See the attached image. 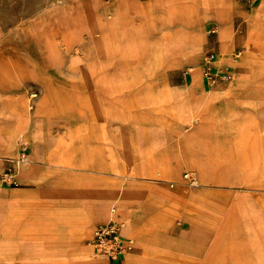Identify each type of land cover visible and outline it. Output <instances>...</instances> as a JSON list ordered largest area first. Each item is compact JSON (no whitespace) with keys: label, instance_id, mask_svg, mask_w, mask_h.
I'll use <instances>...</instances> for the list:
<instances>
[{"label":"crops","instance_id":"crops-1","mask_svg":"<svg viewBox=\"0 0 264 264\" xmlns=\"http://www.w3.org/2000/svg\"><path fill=\"white\" fill-rule=\"evenodd\" d=\"M62 1L60 10L89 17L76 21L69 49L82 31L98 32L89 54L52 58L38 78L0 73V240L8 264H25L22 254L43 247L74 257L87 246L92 255L88 240L114 213L126 225L122 237L134 241L119 264H264V252H232L264 238V196L232 204L212 191L236 186L229 162L235 168L241 145L254 140L264 152V84L232 70L257 53L234 54L231 0H195L189 17L184 0ZM210 17L221 44L207 55L232 73L214 87L203 76ZM175 20L182 25L171 27ZM249 32L264 44L258 27ZM184 68L191 71L175 72ZM29 82L40 93L32 108ZM24 150L27 162L17 167ZM9 168L11 185L1 179ZM204 170L212 178L188 186L185 175Z\"/></svg>","mask_w":264,"mask_h":264},{"label":"rangeland","instance_id":"rangeland-1","mask_svg":"<svg viewBox=\"0 0 264 264\" xmlns=\"http://www.w3.org/2000/svg\"><path fill=\"white\" fill-rule=\"evenodd\" d=\"M109 4L112 0H99ZM188 5L187 13L183 15H193L196 9L195 0H184ZM60 5L66 3L62 0H0V73L14 72L27 73L28 77L38 78L41 74L47 72L49 63L52 58L60 59L62 57L83 56L89 54L86 52L90 40H95L99 35L95 31L94 34L82 31L83 41L76 43L71 49L67 47V40L69 34L73 32L76 21L86 19L89 22V17L83 15V12L78 14H68L66 10H60ZM43 19L33 21L36 15L44 13ZM231 25L234 30V54L241 51L256 52L255 60L252 64H242L238 68H233L245 76H252L257 78V81L264 84V44L258 43L256 40L249 38V29L251 24L255 25L262 31L264 35V0H231ZM207 28L206 39L202 44L204 50V62L206 60L207 51L215 48L220 52V41L217 39L219 30L216 17H210ZM176 23L171 24V27H176ZM93 22V21H90ZM191 24V23H190ZM185 26V25H184ZM195 26V25H194ZM195 28V27H194ZM216 28V33H210V29ZM91 35V36H90ZM220 39V38H219ZM12 58L11 64L3 63L6 58ZM187 67V66H186ZM189 67V66H188ZM230 72V79L232 73L228 67H222ZM191 68H184L175 70L177 73H182ZM178 81V80H177ZM26 88V89H25ZM24 91L28 94L30 101H28L29 108L34 106L35 100L39 97V91L28 83ZM254 98V96H252ZM258 98V97H255ZM258 140V138H257ZM231 157L234 155L231 154ZM230 169L235 172L234 182L235 187L227 190L212 189L213 192H220L223 199L230 200L232 204L237 202H244L249 205H254L252 201L263 198L264 191L261 193L256 189L264 188V152L262 147L254 140L241 145L240 151L236 156L234 162L235 168H232V162H229ZM227 171V169H224ZM207 173V174H206ZM193 175V174H192ZM212 176L204 170L201 175H193L192 179H196V183H204L211 179ZM228 177H220L222 181H226ZM188 186L192 189L197 188L196 184H191L188 179ZM183 197V196H182ZM185 204L191 205V201L195 197H183ZM236 210L237 207L233 206ZM239 211H253L254 207L242 206L238 208ZM176 217V221L180 220ZM52 244L55 245V240ZM44 244V243H42ZM45 245V244H44ZM85 248H88L87 246ZM10 249L6 248L4 241L0 240V264H8L11 256L8 255ZM45 251L48 258L39 256L43 264H51L50 260H58V264H70L74 262L79 256H68L55 254V250L49 251L43 247L36 251ZM264 252V238L261 240H250V244L244 249H233L235 254L251 252ZM7 252V253H6ZM33 253V252H30ZM86 254L84 253L83 256ZM45 256V255H44ZM82 256V257H83ZM37 257V256H36ZM43 257V258H42ZM32 255H23L19 257V261L25 264H36L37 260L32 259ZM96 258L88 254L82 258L80 264H98Z\"/></svg>","mask_w":264,"mask_h":264},{"label":"built area","instance_id":"built-area-1","mask_svg":"<svg viewBox=\"0 0 264 264\" xmlns=\"http://www.w3.org/2000/svg\"><path fill=\"white\" fill-rule=\"evenodd\" d=\"M209 32L216 33L217 29L212 28ZM215 58L216 54L214 52L209 53L203 69V76L210 87L216 86L221 80L229 79L226 69L222 67L217 68L213 64ZM25 151L13 160L17 167L27 162ZM185 176L191 180L190 183L192 185L196 184V179H192V174L187 173ZM1 179L5 184H15L11 168L1 174ZM123 225L124 220L114 213L109 221L98 224L95 227L92 237L88 240V245L91 247L92 255L97 259L98 264H119L126 254L133 251V239H124L121 235Z\"/></svg>","mask_w":264,"mask_h":264},{"label":"bare ground","instance_id":"bare-ground-1","mask_svg":"<svg viewBox=\"0 0 264 264\" xmlns=\"http://www.w3.org/2000/svg\"><path fill=\"white\" fill-rule=\"evenodd\" d=\"M44 13H45V12H44ZM35 17H36V16H35ZM125 20H126V19H125ZM125 227H126V225L124 224L123 227H122V230H123ZM89 250H90L89 248H84V249H83V251H84L83 253H85V254L87 255L88 252H89ZM30 254H32V256H33L32 259H35V260H36V256H41V255H42L44 258H48V256H46L47 253H46L45 251H43V250H42V251H36V252L30 253ZM44 255H45V256H44ZM43 257H42V258H43Z\"/></svg>","mask_w":264,"mask_h":264}]
</instances>
